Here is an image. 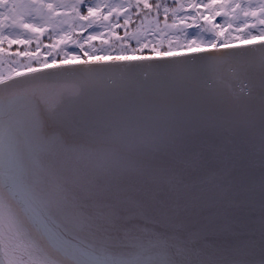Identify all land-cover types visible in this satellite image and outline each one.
<instances>
[{"label":"snow or ice","instance_id":"6c2138e0","mask_svg":"<svg viewBox=\"0 0 264 264\" xmlns=\"http://www.w3.org/2000/svg\"><path fill=\"white\" fill-rule=\"evenodd\" d=\"M225 9L243 14L236 36L212 23L228 15ZM58 16H71L81 33H95L77 43L84 59L61 49L57 62L60 53L53 50L71 36L63 28L65 35L45 45L49 51L39 59V37L47 29L37 20ZM132 16L141 24L129 37ZM102 22L115 39L101 44L113 50L93 46L89 52L84 45L101 35ZM117 28L135 39L134 48L122 43ZM141 28L162 39L142 40ZM33 39L34 51L12 53L29 62L0 73V264H264V0L243 6L229 0H0V54L5 42L11 48ZM164 39L169 46L162 50ZM236 40L247 47H235ZM105 60L115 67L99 66ZM149 70L181 77L182 88L145 85L142 95L113 100L91 91L110 72L121 73L123 82ZM205 77L211 83L200 90ZM257 128L259 228L238 231L230 211L232 175L254 149ZM204 134L210 139L200 143ZM209 153L222 167L212 173L214 183L192 190L186 173L205 167ZM254 192L253 185L239 194L251 202Z\"/></svg>","mask_w":264,"mask_h":264},{"label":"water","instance_id":"95a60500","mask_svg":"<svg viewBox=\"0 0 264 264\" xmlns=\"http://www.w3.org/2000/svg\"><path fill=\"white\" fill-rule=\"evenodd\" d=\"M237 48L247 47L243 43L235 44ZM185 55L192 56L195 53L182 52ZM106 68L115 67L111 61H101L100 65ZM147 75V80L145 76ZM113 81L116 83L114 84ZM123 83V87L121 86ZM211 81L207 78H203L199 81L197 87L200 90H206L207 84ZM145 85H151L152 88L159 87H173L176 90L182 88V78L179 76L173 77L168 73L161 72L159 70H149L147 73L144 71H135L127 74L122 82V76L119 72H110L97 78V82L91 86V91L94 96H98L102 99L113 100L120 95L126 93L130 96H139L144 94ZM241 136L237 135L234 140L237 144L240 143ZM210 139L208 134H204L201 137L200 143L207 142ZM218 143V142H217ZM254 149L249 150L248 154L236 164L233 170L232 179L234 181L232 186V199L230 211L232 213L231 220L232 225L238 231H243L248 227L259 228L260 220V195H259V179L261 176L262 168L259 155V129L256 130ZM208 162L205 167L198 170H190L186 173L185 180L189 188L192 190H199L202 185L206 186L204 182L214 183V172H218L222 165L212 154H208ZM255 186L254 198L251 202L244 199L239 192L245 188ZM258 235V233H257ZM224 237H218L223 239Z\"/></svg>","mask_w":264,"mask_h":264},{"label":"trees","instance_id":"16d2710c","mask_svg":"<svg viewBox=\"0 0 264 264\" xmlns=\"http://www.w3.org/2000/svg\"><path fill=\"white\" fill-rule=\"evenodd\" d=\"M150 3H153L154 0H149ZM182 3H186L188 2V0H181ZM205 3H207V0H204ZM167 3L169 5H172L173 4V0H167ZM121 12V23L123 21V10L120 9L119 10ZM188 11H191L190 9ZM201 12H204L205 10L203 8L200 9ZM226 11V9H225ZM228 12V15L227 16H216L213 20H212V23L213 24H220V25H224L225 26V35H227L229 32L232 33L233 36H236L237 33L233 31L234 28L231 27H228V23H227V18L230 16L231 12L230 11H227ZM179 16H183L185 15L184 12H181L178 14ZM169 23L172 22L171 20V13H169ZM160 20H161V24H160V27L163 28V12L161 11V15H160ZM132 23H130L128 25V34H129V37L132 36L133 33H135L137 31V28L140 26L141 24V19L136 17V16H132ZM190 22V21H189ZM104 23H107V22H102L97 28H98V31H96L97 33H101V35H98L97 38L89 43H86L84 45V47L86 49H88L89 52L93 51V46L95 49H105L106 51H112L113 49L109 47V45H103L101 44V40L103 39H109V44H112L114 42V39L115 37H112V38H109L108 36V30L107 28L103 27V24ZM185 22H180V26L183 27ZM200 23L203 24L204 21L203 20H200ZM146 27L148 26L147 24L145 25ZM80 31V30H79ZM171 31H176V30H171ZM188 32H194L195 29L194 28H189L187 29ZM71 36L69 39L65 40L64 43H60L56 46V48L53 50L54 51V54L55 53H60L59 56H57V62L59 63V60H60V57L63 55V53L60 51L61 49H63L64 51H68L69 53H75L77 55H79L81 57V59H84V54L81 52L80 48L77 47V43L79 42H82L84 39H86V37L89 35V34H95L93 33V30L92 29H89L88 32H83V33H74V31H71ZM47 33V35H46ZM45 34L41 35L39 37V45H40V48H39V51H40V56H39V59H44L45 57V54L49 51L48 48L45 47V45H48L50 43L52 44H55L57 40H59L61 37H63L65 35V32H62L63 35H55L53 33H49L48 35V32H46ZM115 34L120 36V37H123L124 39L122 40V43H126L129 45L130 48H134L136 46V42H135V39H129L128 37H125V30L124 28H117L115 29ZM51 35L52 39L50 40L49 39V36ZM147 37L148 39H155V40H160L162 39V35L161 36H157V37H151L148 35L147 32L144 31L143 28L140 29V38L142 40H144V38ZM237 41H240V40H236L235 43ZM37 40L33 39L32 43L30 44H27V45H19V44H14L11 46V48H9L7 42H5L3 44V48H4V51L2 55L4 58L7 59V61H4L2 62L3 64V67H6L3 72L4 75H7L12 69H19L20 68V65L21 64H26L29 62V58L27 57H24V56H14L12 55V53H15V52H23V51H34L36 48H37ZM168 42H167V39H164V42H163V45H162V50L163 49H166L168 47ZM178 51L180 52H187L186 49H178ZM144 55H152L150 53V51L148 49H145L144 50ZM49 59V62L51 61V57H48ZM13 61H16V63H13ZM31 62L33 63V66L36 67L38 66L36 64V57H33ZM21 70H24V69H21Z\"/></svg>","mask_w":264,"mask_h":264},{"label":"flooded vegetation","instance_id":"af4514ba","mask_svg":"<svg viewBox=\"0 0 264 264\" xmlns=\"http://www.w3.org/2000/svg\"><path fill=\"white\" fill-rule=\"evenodd\" d=\"M44 2L45 3H52V4L55 5L56 3L59 2V0H44ZM106 2L112 3V4H117V5L119 4V3H117L116 0H106ZM229 2L240 3L243 6V5L249 4V3L252 4V5H256V4H258L259 0H229ZM249 10L251 11V10H256V9L255 8H251ZM46 11L47 10H45V12ZM59 11L63 12V11H65V9L61 8V9H59ZM226 11H230L231 12L230 16L227 18V23L230 21L232 28H235L236 24L239 23L240 20L243 19V14L240 13L239 9H236L235 13H233L231 9H226ZM60 17H65L69 21V25L67 26V28L65 27L63 29H66L68 32L73 30L72 28L76 29V27H75L76 23H75V21L73 20V18L71 16H58V17H54L51 21H48L46 18L45 19H38L37 23L42 25L45 29H47V31H45L44 33L49 32V27L52 26V27H54L53 28L54 30L52 29L53 31H50V32H54L53 34H55L57 36H59L61 34L63 35L62 32H64V31H61L62 27H60L58 25V23L54 24V25H50L51 22H53V21L58 22ZM68 29H71V30L69 31ZM96 29H98V28H96ZM245 31H247V29ZM236 43H242V42L241 41H237Z\"/></svg>","mask_w":264,"mask_h":264},{"label":"rangeland","instance_id":"374dc122","mask_svg":"<svg viewBox=\"0 0 264 264\" xmlns=\"http://www.w3.org/2000/svg\"><path fill=\"white\" fill-rule=\"evenodd\" d=\"M117 1V3H119V4H121V3H123V2H126V0H116ZM75 21V20H74ZM58 23V25L60 26V27H62V28H67V26L69 25V21L65 18V17H60V19H59V21L58 22H55V21H53V22H51V24L50 25H54V24H57ZM75 23L77 24V22L75 21ZM54 27H49V32H48V35H49V33H50V31H53L54 29H53ZM53 29V30H52ZM73 30H71V29H68L69 31L71 30V31H74V33H77L78 32V34L80 33V31H79V28H77L76 27V29L75 28H72ZM70 31V32H71ZM96 31H98V29H96ZM51 33H54V32H51ZM72 33V32H71ZM45 34V33H44ZM46 35H47V33H46ZM4 61H7V59L6 58H4L2 55H0V73H3L5 70V68L6 67H3V64H2V62H4Z\"/></svg>","mask_w":264,"mask_h":264}]
</instances>
